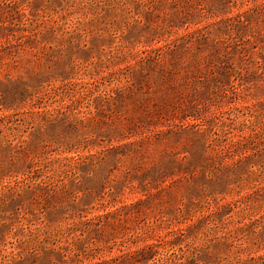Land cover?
<instances>
[{"label": "rangeland", "instance_id": "1", "mask_svg": "<svg viewBox=\"0 0 264 264\" xmlns=\"http://www.w3.org/2000/svg\"><path fill=\"white\" fill-rule=\"evenodd\" d=\"M0 264H264V0H0Z\"/></svg>", "mask_w": 264, "mask_h": 264}]
</instances>
